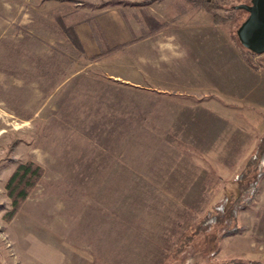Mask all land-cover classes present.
<instances>
[{
	"label": "rangeland",
	"instance_id": "obj_1",
	"mask_svg": "<svg viewBox=\"0 0 264 264\" xmlns=\"http://www.w3.org/2000/svg\"><path fill=\"white\" fill-rule=\"evenodd\" d=\"M198 1L0 0V264L264 263V54L211 91L187 47L233 42L250 0Z\"/></svg>",
	"mask_w": 264,
	"mask_h": 264
},
{
	"label": "crops",
	"instance_id": "obj_2",
	"mask_svg": "<svg viewBox=\"0 0 264 264\" xmlns=\"http://www.w3.org/2000/svg\"><path fill=\"white\" fill-rule=\"evenodd\" d=\"M198 39H199L198 41L194 40V41H197L196 45H195V46H197V48H195L194 46H192L191 48L190 47H187V48H189L188 50H190V54H197L200 58V62L197 63L198 68L196 69V70L199 69L198 71H201V73H199V76L205 75L208 77V79L206 81H210V82H213L214 84H216V85H214L213 88H210L211 91L212 90L214 91L215 87H216L217 90H215L214 93L220 92L226 86V83L230 84V85H232V84L234 85V84L238 83L237 84L238 87H236L237 88L236 94L242 95V93L244 91V89H242V86H246V85H249V83H253L254 79H256L258 81V84L260 83V79H261L260 76H255V74H252L253 72H251L249 67L243 63L242 58H240V56H242L240 49L236 45H234L233 42H231V40H229L228 38L226 39V37H222V38L218 37L217 39H213L212 41L200 39V37ZM181 44L178 45L179 46L178 47L179 52L183 51L182 49L184 47V44H182V45ZM225 52H226V54H225L226 63L231 64L233 62V65H231V66L235 67L241 71V76H239V77H241V80H239V81L236 80V76L234 74L235 78L229 77L225 80V83L223 82V84L221 85L220 84V76L222 74V71L226 74V76H231L232 74H229V72L223 68L216 70V66H211L209 63V60H207V59L206 60L209 63V65L206 67L207 62L204 65V61H205V56L208 54H212L216 58L215 60H217V62H218V59L223 60L222 53L224 54ZM237 52L240 54H238ZM257 77H259V78H257ZM262 79H264V77H262ZM262 79H261V81H262ZM197 81H201V79H197ZM259 90H260V87H259ZM211 91L207 92L206 96L211 95V93H212ZM256 92H257V90L255 91V94H256ZM216 94H220V93H216ZM255 94L253 93L252 97ZM215 97H218V96H215ZM260 104L261 103L259 102V105Z\"/></svg>",
	"mask_w": 264,
	"mask_h": 264
},
{
	"label": "trees",
	"instance_id": "obj_3",
	"mask_svg": "<svg viewBox=\"0 0 264 264\" xmlns=\"http://www.w3.org/2000/svg\"><path fill=\"white\" fill-rule=\"evenodd\" d=\"M193 3L196 2L197 4H201L198 0H192ZM203 5L208 7L207 11L209 12L211 8H213V3L212 1L209 0H203ZM211 7V8H210ZM212 14V13H211ZM213 15V23L215 25H219L221 23H223L225 21V19H223V17L220 16H214ZM231 39L233 40V42H235V40L237 39L236 37V32H235V38L231 36ZM235 45L239 48L242 47L237 39V41L235 42ZM118 49V48H117ZM242 50L245 52V54L247 53L248 55H252V56H257L256 54H253L252 52L246 50L245 48L242 47ZM243 53V52H242ZM244 54V53H243ZM246 54V55H247ZM245 56V55H244ZM264 139V138H263ZM258 149H257V153L256 155H263L264 153V140L263 142L260 141V143L258 144ZM257 155V156H258ZM255 159L253 161H250L248 163V166H252L254 165L253 163L256 164ZM39 167L37 168H33L32 165L30 164H20L17 166V168L15 169V171L12 173V175L10 176L5 188L7 191V197L11 200L12 206L14 207V210H16L19 202H23L26 197H27V189H29L30 187L34 186L35 182L37 181L38 178V174H39ZM252 180H249V182L247 184H251ZM255 181H253L252 186H254ZM248 264H264V263H260V262H250Z\"/></svg>",
	"mask_w": 264,
	"mask_h": 264
},
{
	"label": "water",
	"instance_id": "obj_4",
	"mask_svg": "<svg viewBox=\"0 0 264 264\" xmlns=\"http://www.w3.org/2000/svg\"><path fill=\"white\" fill-rule=\"evenodd\" d=\"M235 9L244 10L247 18L236 31L240 45L256 55L264 54V0H250L249 5H239Z\"/></svg>",
	"mask_w": 264,
	"mask_h": 264
}]
</instances>
